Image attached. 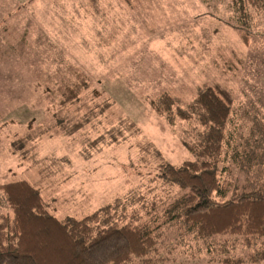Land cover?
<instances>
[{"label":"rangeland","instance_id":"374dc122","mask_svg":"<svg viewBox=\"0 0 264 264\" xmlns=\"http://www.w3.org/2000/svg\"><path fill=\"white\" fill-rule=\"evenodd\" d=\"M240 2L252 13L247 42L226 24ZM246 2L0 0V187L28 182L59 220L83 219L120 199L151 221L180 195L162 179L160 160L177 168L192 161L188 146L204 131L194 122L170 126L151 103L170 96L186 108L203 86L234 98L220 182L230 197L249 181L264 185V163L250 165L245 155L255 143L264 148V12ZM79 77L89 88L63 106L61 92ZM126 120L138 123V134L125 130ZM117 129L124 135L113 143ZM8 214L0 205V216ZM165 238L173 250L166 264L249 255L227 237L213 246Z\"/></svg>","mask_w":264,"mask_h":264},{"label":"trees","instance_id":"16d2710c","mask_svg":"<svg viewBox=\"0 0 264 264\" xmlns=\"http://www.w3.org/2000/svg\"><path fill=\"white\" fill-rule=\"evenodd\" d=\"M246 3L257 13L264 12V0ZM244 4L235 5L236 15L226 24L239 35L243 33V41L247 42L252 13ZM88 88L81 77L68 83L61 92V104L77 103ZM233 104L232 93L220 86L198 88L195 100L186 108L179 107L170 96L151 103L170 126L179 120L204 129L197 142L188 146L192 161L177 168L160 160L162 179L170 187H177L180 195L151 221L142 222L138 212L129 213L120 199L83 219L59 220L48 212L40 193L28 182L1 186L0 205L9 214L0 216V264H166L172 260L173 250L165 245L169 239H163L165 235L182 242L194 237L207 246L227 237L234 244L240 242L249 255L243 260L226 259V264H264V185L249 181L230 197L229 189L218 177ZM89 120L76 125L75 130ZM122 124L126 131L138 134L137 122L126 120ZM123 135L122 129L112 131L111 142H119ZM260 149H264L260 143L248 149L245 155L250 165L264 163V152L258 156ZM153 210L157 212L155 205Z\"/></svg>","mask_w":264,"mask_h":264}]
</instances>
